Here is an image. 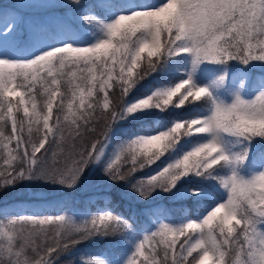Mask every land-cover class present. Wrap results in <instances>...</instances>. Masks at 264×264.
Returning a JSON list of instances; mask_svg holds the SVG:
<instances>
[{"label":"snow or ice","instance_id":"1","mask_svg":"<svg viewBox=\"0 0 264 264\" xmlns=\"http://www.w3.org/2000/svg\"><path fill=\"white\" fill-rule=\"evenodd\" d=\"M97 173L136 207L0 201V264H264V0H0V196Z\"/></svg>","mask_w":264,"mask_h":264},{"label":"trees","instance_id":"2","mask_svg":"<svg viewBox=\"0 0 264 264\" xmlns=\"http://www.w3.org/2000/svg\"><path fill=\"white\" fill-rule=\"evenodd\" d=\"M4 2H12V0H4ZM18 2H24L25 4L31 3L32 0H18ZM27 14V11H26ZM101 128L104 127L103 123L100 125ZM156 165H153L152 168H155ZM143 173H141L142 175ZM108 182L103 180L102 176L97 173L92 180L91 185L85 183L83 187L79 188L74 192H61L56 189H46L41 195L45 197V201L41 204L33 203L35 197L32 194L31 189H21L18 190L15 194L7 193L4 196H0V201L3 202H12L14 200L19 201L15 206V211H45L47 213H54L59 210L57 207V202L60 200L67 201L80 210V209H103L105 205L104 197L96 195L97 192H103L109 195L113 202L120 204V207L124 211H130L133 207H136L135 202H132L131 205L128 202L122 200V190L123 186L112 187L111 190L106 189V184ZM171 201V196L168 194H154L152 198L153 204H166ZM178 214H182L181 210L177 208L175 210ZM88 242H86L87 244ZM94 248L99 251H105L109 255L113 254L112 249L113 245L106 243L104 240H97L95 242ZM93 247L81 246L76 252L73 253V256H78L81 253L83 255H89L93 253ZM62 264H67L70 257H64ZM76 264H80V261L77 259Z\"/></svg>","mask_w":264,"mask_h":264}]
</instances>
